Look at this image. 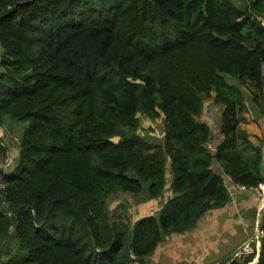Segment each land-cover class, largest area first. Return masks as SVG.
<instances>
[{
    "label": "trees",
    "instance_id": "1",
    "mask_svg": "<svg viewBox=\"0 0 264 264\" xmlns=\"http://www.w3.org/2000/svg\"><path fill=\"white\" fill-rule=\"evenodd\" d=\"M241 1L0 0V123L30 122L12 168L0 138V261L134 264L224 207L227 176L264 181L260 149L247 158L237 130L240 84L264 100V0ZM207 98L222 106L214 149ZM138 112L164 116L162 140L138 132ZM168 161L174 196L130 237L128 204L112 209V196L161 197Z\"/></svg>",
    "mask_w": 264,
    "mask_h": 264
},
{
    "label": "crops",
    "instance_id": "2",
    "mask_svg": "<svg viewBox=\"0 0 264 264\" xmlns=\"http://www.w3.org/2000/svg\"><path fill=\"white\" fill-rule=\"evenodd\" d=\"M240 85L245 94L246 106L241 113L244 119L239 123L237 130L239 133L248 134L250 146L246 147L247 144L240 141L239 149L246 147L244 154L247 158L253 156L254 148L260 149L262 156L260 169L264 177V100L261 105L254 100L253 86L249 82ZM221 138L217 132L215 144ZM213 146L208 148L214 149L215 145ZM215 168L221 169L219 164H216ZM257 186L264 188V181ZM137 196L139 200L130 207L133 222L143 216L157 215L174 194L166 188L164 195L149 201H142L144 196L140 194ZM229 197L224 207L207 211L192 229L180 233H166L151 255L134 264H220L234 257L235 253L251 239H254V257L248 264L257 263L261 238L256 237V234L258 229L264 227V203L251 187L236 189L229 193Z\"/></svg>",
    "mask_w": 264,
    "mask_h": 264
},
{
    "label": "rangeland",
    "instance_id": "3",
    "mask_svg": "<svg viewBox=\"0 0 264 264\" xmlns=\"http://www.w3.org/2000/svg\"><path fill=\"white\" fill-rule=\"evenodd\" d=\"M236 3L240 4L241 6L244 5L241 0H234ZM264 22V20H263ZM1 46H0V53H1ZM230 81L235 82L234 80L230 79ZM237 81V80H236ZM221 109L222 106L215 104L212 98H207L204 103V109L201 115V119L207 121L211 128H212V138L211 141L208 143V146L214 147L215 145V136L217 132H219V123L221 120ZM139 118V127L138 132L151 140H162L164 134V116L161 115L158 118H152L148 114L143 112H138L136 115ZM29 121H18L11 117H6L4 122L0 123V138L6 145V155L5 160L2 164L3 167L12 168L15 165V161L18 155V145L20 143V138L24 130L29 126ZM115 140H118L115 138ZM167 169V189L171 190V182L173 178L170 161L167 162L166 165ZM144 193L140 194L143 196ZM126 201L128 204V212L131 213L130 207L132 204L139 200V196L133 193L128 192H119L112 196L111 199V207L112 209L117 207V203L121 201ZM142 209L139 210L141 212ZM132 221V218L130 219ZM7 248L16 250L15 243L12 242L7 246ZM0 264H12L9 260V256H4V258L0 261Z\"/></svg>",
    "mask_w": 264,
    "mask_h": 264
},
{
    "label": "built area",
    "instance_id": "4",
    "mask_svg": "<svg viewBox=\"0 0 264 264\" xmlns=\"http://www.w3.org/2000/svg\"><path fill=\"white\" fill-rule=\"evenodd\" d=\"M261 21L263 22L264 16L259 17ZM264 23V22H263ZM228 179V192L232 193L236 189H247L249 187L241 184L240 182L234 180L231 176H227ZM253 188L257 194L262 203H264V188L262 186H254ZM256 237H264V227L258 229ZM254 239L249 240L247 243H245L236 253L234 257L243 258V257H249L254 252ZM184 264H195V263H184ZM226 264V263H223Z\"/></svg>",
    "mask_w": 264,
    "mask_h": 264
},
{
    "label": "water",
    "instance_id": "5",
    "mask_svg": "<svg viewBox=\"0 0 264 264\" xmlns=\"http://www.w3.org/2000/svg\"><path fill=\"white\" fill-rule=\"evenodd\" d=\"M6 214H7V216L9 217L12 226H15V225H16V222H15V220L13 219L12 215H11L10 213H6ZM127 219H128L127 222H128L129 232H130V237H131V235H132V221L130 220L129 217H127ZM15 233L17 234V230H16ZM130 248H131V243H130ZM223 263H225V262H222V263H220V264H223Z\"/></svg>",
    "mask_w": 264,
    "mask_h": 264
}]
</instances>
